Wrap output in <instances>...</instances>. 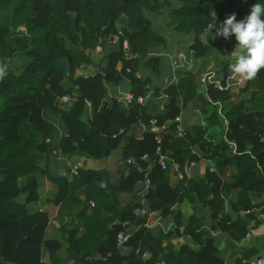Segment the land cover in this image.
I'll return each instance as SVG.
<instances>
[{
	"label": "trees",
	"instance_id": "1",
	"mask_svg": "<svg viewBox=\"0 0 264 264\" xmlns=\"http://www.w3.org/2000/svg\"><path fill=\"white\" fill-rule=\"evenodd\" d=\"M208 3L215 15L208 11ZM253 3L255 0H178V5L173 0H0V264H223L213 255L211 242L202 239V220L195 215L182 220L173 214L177 225L184 223L185 232L202 247L197 251L181 247L177 252L164 247V236L154 235L144 226L146 216L139 214L140 187L136 184L148 174L149 211L167 216L176 202L197 199L213 210V215L221 216L218 227L231 239L244 235L247 224L239 218L231 221L224 202L237 191L235 203L229 205L233 210H246L253 207L250 192L264 193V69L251 82L250 98L238 101H233L235 93L213 86L202 94L197 73L180 72L178 82L163 90L167 98L164 112L151 114V103L139 104L137 98L146 97L161 76L162 59L147 58L149 49L166 47L167 40L154 31L142 11L167 16V29L193 34L187 51L208 63L212 56L235 44L231 36H215L216 46L208 38L203 40L208 27L222 23L232 13L238 20L244 18ZM121 17L126 18L123 35L117 49L109 50ZM211 32L215 33V27ZM124 40L129 57L121 49ZM96 48L106 49L100 64L94 65L96 72L75 76L76 70L93 65L90 54ZM233 62L216 60L215 78L224 80ZM140 71L148 72L144 81L137 77ZM120 81L126 82L132 95L126 107L117 100L110 104L105 100V83ZM67 94L73 102L63 110L58 98ZM258 96L260 107L256 109L252 104ZM180 100L182 107L194 102L206 125L186 127L184 135L177 137L173 120L180 113ZM86 101L91 104L92 116L84 120ZM215 102L222 104L223 118ZM206 106L209 109L205 110ZM45 110L60 115L67 136L57 137V128L43 118ZM151 117L170 121L160 145L167 157L165 169L157 163L153 134L145 132L136 138L131 131ZM213 128L219 132H210ZM120 129L122 134H118ZM119 145L123 161L117 181H112L105 169L79 168L69 172L70 179L50 173L53 150L68 157L84 155L98 160ZM192 147L214 164L215 172L207 171L198 179H184L173 186L172 162L182 171L199 160ZM228 168H233L230 181H220ZM37 174L57 184L55 205H82L76 215L79 231L69 228L66 213L61 216L58 231L65 248L58 240L44 239L48 215L26 209L28 202L37 199ZM19 179L25 181L23 188ZM81 189L85 190L83 196L79 195ZM124 195H129V200L123 201ZM130 226L137 230L127 244L129 254L122 255L116 247V235ZM44 251L48 262L42 261Z\"/></svg>",
	"mask_w": 264,
	"mask_h": 264
},
{
	"label": "crops",
	"instance_id": "2",
	"mask_svg": "<svg viewBox=\"0 0 264 264\" xmlns=\"http://www.w3.org/2000/svg\"><path fill=\"white\" fill-rule=\"evenodd\" d=\"M174 5H178V0H173ZM208 11L212 14H216V10L211 3H208ZM143 16L150 20L152 23V28L154 31L163 35L167 40L166 47H155L151 48L148 51L147 58H161L163 62V67L161 69V76L158 81H156L155 86L150 88L149 98L146 102H150L149 112L151 114L160 113V106H165L166 95L163 94V90L166 88L175 85L179 79L180 72H195L200 78L209 71L216 72L217 64L216 60L221 59H232L233 57H227L232 51L234 45L229 50H224L226 53H220L211 57L210 62H206L204 59H195L191 51H187L188 46L192 43L193 34H183L175 31L174 28L167 29L166 23L168 22V17L163 14H158L156 12H151L148 10L142 11ZM126 18L121 17L122 23H120V28L123 27V23ZM212 26H209L207 29L206 35L202 38L206 40L209 29ZM211 31V29H210ZM120 42V41H119ZM111 44V43H110ZM213 44V42H212ZM217 45V43H214ZM116 44H111L107 49L115 50L117 49ZM121 49L126 57L130 56L129 48ZM99 48L91 52L92 64L85 67L84 69L76 70L75 76H91L96 72L95 66L100 64L103 54ZM223 52V51H222ZM226 55V56H224ZM220 56V58H217ZM95 65V66H94ZM106 63L101 66H105ZM214 67V68H213ZM118 69L119 66H118ZM148 75L147 71H140L137 73V77L144 81ZM222 78V77H218ZM252 79H247L243 83V88L236 92V97L233 101H238L241 98H250L251 96V82ZM242 86V85H241ZM105 100L110 104L112 100L119 101L124 107H126L121 101L130 94L128 90V85L125 81H120L118 84L105 83ZM200 92L203 94L204 90L200 84ZM68 95V94H67ZM70 96V95H69ZM206 97V95H204ZM72 99L73 97L70 96ZM260 96L253 99V107H260L259 101ZM73 100L68 103H62L58 101L60 108L63 110L69 109ZM192 103V106L190 105ZM182 107L181 100L179 101L180 113L181 116V125L182 128L189 127L191 125H206L205 116L202 114L200 108L195 105L194 102L187 103ZM216 108V107H215ZM205 110L209 109L208 106L204 108ZM258 109V108H256ZM43 118L50 121L58 130V138H63L67 136L66 127L62 123L60 115L52 111L45 110L43 111ZM92 108L91 104L85 103V115L84 120L91 118ZM165 131L170 124V121H165ZM172 123V122H171ZM174 123V121H173ZM175 124V123H174ZM175 129V128H174ZM131 131L136 138H140L144 132L134 126ZM219 132L217 129H211L210 132ZM192 153L195 154L199 160L191 162L183 168L182 171L179 170L177 163L172 162V169L170 172V182L173 186H177L179 181L184 179H198L206 172L213 173L215 172L214 164L204 158L197 148L192 147ZM122 145H119L108 157L103 159H93L84 155H72L65 156L61 155L60 151L53 150L52 158L49 164V170L52 176L54 177H65L70 179V173L74 172L76 169H91V170H100L105 169L110 174L112 181H117L118 171L122 166ZM233 173V168H228L223 176H220V181L229 182L231 175ZM181 175V178L178 175ZM139 180L138 182H140ZM37 182V199L26 204V209L30 213L36 212H45L48 215V225L44 231L45 240H58L62 248H65V242L62 240L61 234L58 231L61 216L64 213L67 215V223H69V228L79 231L81 229L80 223L76 218V215L82 210V205H77L74 203H67V206L60 207L55 205L52 201L55 198L58 186L55 182L50 181L42 174L36 175ZM138 182L136 186H138ZM18 185L20 188H23L25 185L24 179L18 180ZM139 187V186H138ZM84 189L79 190V195L83 196ZM139 195V194H138ZM237 191H233L228 195V199L225 200V212L231 216V221H235L237 218L241 219L247 228L245 234L242 235L239 239L233 240L228 234L222 231L218 227V220L221 218L219 215H213V210L208 207H203L201 203L195 199L192 203L188 201L187 198L183 199L180 202H176L170 209V214L164 216L161 211H149V206L147 203L146 193L140 196L138 203L140 205L139 214L141 216H146V222L144 224L152 234L164 236L163 246L166 247L171 252H177L181 247L188 248L192 251H197L202 247V244L194 240L191 235L185 232L184 223L182 225H177L173 214H179L182 220L195 215L197 219L202 220V228L204 234L202 239H208L212 248L214 249V254L220 260L223 261V264H250L252 260L257 257L264 256V193H249V203L253 206L250 209L246 210H233L229 205V202L235 203ZM139 197V196H138ZM129 195L123 196V201L129 200ZM22 202L24 196L20 199ZM197 209V211H196ZM64 221V220H63ZM137 228L130 226L127 228V233L130 235L136 231ZM130 252V247L125 245L121 249L122 255H127ZM146 256V254H144ZM143 255V257H145ZM48 254L44 251L42 253V261L48 262Z\"/></svg>",
	"mask_w": 264,
	"mask_h": 264
},
{
	"label": "clouds",
	"instance_id": "3",
	"mask_svg": "<svg viewBox=\"0 0 264 264\" xmlns=\"http://www.w3.org/2000/svg\"><path fill=\"white\" fill-rule=\"evenodd\" d=\"M215 27V33L210 29ZM209 29V36L234 38L235 44L231 51L234 62L230 65L234 74L244 79H252L264 69V0H255L249 13L237 19L232 13L222 23L214 24Z\"/></svg>",
	"mask_w": 264,
	"mask_h": 264
},
{
	"label": "built area",
	"instance_id": "4",
	"mask_svg": "<svg viewBox=\"0 0 264 264\" xmlns=\"http://www.w3.org/2000/svg\"><path fill=\"white\" fill-rule=\"evenodd\" d=\"M122 35L123 32L122 29L120 28L115 34L111 36L110 43L114 45L118 44ZM126 47H128V43L127 40H124L122 42V48H126ZM96 49L98 50L99 48ZM222 53L225 54L226 52L223 51ZM245 80L247 79H244L243 77L234 74L232 71L228 74V76L224 80L223 78H215L214 72L209 71L200 78V84L202 85L205 94L207 93V88L209 86H213L214 88L221 91L227 90L230 91L231 93H236L237 91H235V88H238L241 85H243ZM148 98L149 95L146 97H139L137 98V102L139 104H144ZM72 100L73 99L69 95H63L58 98V101L62 103H68ZM131 100H132V95L128 94L121 102L125 106H127L131 102ZM85 103L88 102L86 101ZM213 105L217 108L220 117L223 118L221 114L222 104L219 102H215L213 103ZM164 107H165L164 105L160 106L159 108L160 113L164 112ZM173 121L175 123V133L177 137H182L184 135V129L182 128L181 125V116L178 115L176 118H174ZM137 127L141 130V132L144 133L147 132L153 134L154 140L157 144V148H156V155L158 156L157 163L159 164L161 169H165L167 167V157L161 153V147H160L162 134L164 133L166 128L165 123L160 122L159 119L156 117H151L149 118L147 123H140ZM122 133H123V129H120L118 134H122ZM143 158H146V156H144ZM127 162L132 163L133 161L128 160ZM178 177L181 178V175L179 174ZM138 186L140 187V191L138 193L140 196L145 194L147 190L150 188V180L147 173H145L143 179L140 182H138ZM90 206L93 207L94 204L91 202ZM130 238H131L130 233H127L126 231H119L116 235V247L118 249H122L125 245L128 244ZM158 264H167V263L161 261ZM250 264H264V256L255 258L250 262Z\"/></svg>",
	"mask_w": 264,
	"mask_h": 264
},
{
	"label": "rangeland",
	"instance_id": "5",
	"mask_svg": "<svg viewBox=\"0 0 264 264\" xmlns=\"http://www.w3.org/2000/svg\"><path fill=\"white\" fill-rule=\"evenodd\" d=\"M47 2L51 3V0H47ZM118 29H120V26L118 27ZM210 32H211V31H210ZM211 33H213V32H211ZM208 40L211 41V42H213V45L216 46V44H214V43H217V38L215 37V35H212V36L208 37ZM230 53H231V52H230ZM224 56H226V55H224ZM227 57H231V54L227 55ZM217 58H220V56H217ZM213 68H214V67H213ZM243 86H244V85H242V86H240V87H238V88H235V91L239 92V90H240L241 88H243ZM87 102H88V101H87ZM187 105H188V104H187ZM190 105L192 106V103H190ZM255 108H257V107H255Z\"/></svg>",
	"mask_w": 264,
	"mask_h": 264
}]
</instances>
